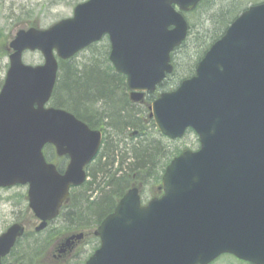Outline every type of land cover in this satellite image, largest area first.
Returning <instances> with one entry per match:
<instances>
[{
	"label": "water",
	"instance_id": "water-1",
	"mask_svg": "<svg viewBox=\"0 0 264 264\" xmlns=\"http://www.w3.org/2000/svg\"><path fill=\"white\" fill-rule=\"evenodd\" d=\"M201 0H90L49 28L21 29L9 43L0 90V187L28 185L29 208L42 230L58 216L72 186L102 144V131L73 113L47 106L59 59L111 34L110 59L139 102L172 73L171 52L186 39L182 12ZM174 5H178L177 11ZM116 8L84 18V10ZM40 51L44 63L23 61ZM150 117L176 139L192 128L200 148L184 149L166 167L160 196L142 203L129 189L96 230L101 244L86 264H210L229 253L264 264V3L241 13L196 68V74L151 105ZM70 161L62 173L44 147ZM14 223L0 235V264L25 233ZM80 236L78 237V239Z\"/></svg>",
	"mask_w": 264,
	"mask_h": 264
},
{
	"label": "trees",
	"instance_id": "trees-1",
	"mask_svg": "<svg viewBox=\"0 0 264 264\" xmlns=\"http://www.w3.org/2000/svg\"><path fill=\"white\" fill-rule=\"evenodd\" d=\"M209 1L201 2L194 12ZM232 11L229 8L226 13L222 12L221 17L215 16L219 29L214 33L206 50L224 34L232 20L238 16L235 14L231 17ZM71 61L61 60L59 63L52 105L68 109L92 128L104 127L106 133L101 152L88 166L89 179L72 190L70 201L59 217L61 228L76 230L98 226L114 211L126 191L135 185H142L144 189L150 188L151 194L157 193L165 167L174 155L166 146L163 140L165 138L159 133L153 120L146 119L147 107H140L130 101L124 76L100 69L93 62L79 66ZM196 65L197 63L192 68V74ZM175 73L176 70L173 75ZM170 79L162 88L169 89L177 84L173 82L171 85ZM154 98L151 95L147 101L151 102ZM150 128H153L151 135ZM136 130L139 134L130 138L129 135ZM48 150L47 157L50 160L55 159L49 147ZM28 235L30 232L21 241ZM95 241L98 245L99 239L96 236ZM43 246L38 243L30 246L18 258L19 263L36 264L41 256L38 252ZM17 250L14 251L15 256Z\"/></svg>",
	"mask_w": 264,
	"mask_h": 264
},
{
	"label": "rangeland",
	"instance_id": "rangeland-1",
	"mask_svg": "<svg viewBox=\"0 0 264 264\" xmlns=\"http://www.w3.org/2000/svg\"><path fill=\"white\" fill-rule=\"evenodd\" d=\"M76 2L77 0H0V89L9 68V54L11 53L9 43L16 32L32 26L47 28L57 21L71 16ZM261 2H264V0H210L198 11L188 13L187 17L192 29L185 44L174 55L176 73L171 77L170 84L172 85L173 82L177 83L179 78L183 79L192 74L193 66L199 61L207 46L212 42L211 39L214 33L219 29L217 27L219 26L218 21L217 23L215 22L216 17L218 18L222 15V12L226 13L229 8L233 9L232 17L235 14H240L243 9L250 5ZM235 7L236 9H234ZM238 10L240 11L237 13ZM99 57L100 55H97L94 51L83 52L78 53L71 62L79 66L88 65L90 62L98 60ZM23 59L25 63L33 65L42 64L44 61L43 55L39 51H26ZM152 133L153 128H150L149 135ZM163 140L166 146L173 151V155L177 154L178 150L186 147L191 149L198 148V137L192 131H188L183 138L175 141L166 138ZM27 191V185H17L0 190V234L13 222L18 220L26 221L30 235L21 241L22 243L17 248L16 257H21L30 246L38 243L44 245L38 252V255H41L39 259L42 262H46L45 264H55L53 257L60 255V252H57L54 248L50 249V241L59 233L62 225L60 224L61 220L57 219L46 231L35 233L34 224L36 220L28 207ZM150 192V188L143 190L142 196L145 202L150 199ZM94 231V226L89 229H79L77 233L83 232L85 238L72 251L71 256L69 253V263L67 261V264H84V261L95 251L98 245L95 241ZM46 242H48V245H45ZM212 264L250 263L239 261L231 255H222Z\"/></svg>",
	"mask_w": 264,
	"mask_h": 264
},
{
	"label": "flooded vegetation",
	"instance_id": "flooded-vegetation-1",
	"mask_svg": "<svg viewBox=\"0 0 264 264\" xmlns=\"http://www.w3.org/2000/svg\"><path fill=\"white\" fill-rule=\"evenodd\" d=\"M72 1H75V0H72ZM89 2H90V0H77L76 4L74 6V9H73V13H74V10H75V8L77 6H83V5H86ZM174 7H176V6L174 5ZM94 10H96L98 13H103V23H99V26H98V27H100L101 24L107 25V18L105 17V15L108 13V11H111V10L116 11V8L113 9L111 7H106V6H103V7L98 6V7H95V8H87L86 10L83 11L84 12L83 15H86L84 18H86V17L87 18H91L92 16H94L95 15ZM68 17H70V16H68ZM90 51H94V52L97 53V55H100L99 58H101V60H102V63L100 64V66H101L102 69H104V70H106L108 72H115V73L120 74V75H122V76L125 77L126 89L128 91V95L130 97V101L133 102L132 99H131V91L129 90V88L127 86V77L125 75L117 72L115 65L112 63V61L110 59V55H111V52H112L111 34L109 32H104L101 35V37H100L99 40H97L96 42L91 43L90 45H88L87 47H85L83 50H81L79 53L90 52ZM175 52H173L171 54V61H172V64L174 66H176L175 65V61H174V54H175ZM58 75H59V73H58ZM170 77H171V75L168 76L167 79L162 84H159L154 91H148V92H146L145 93V98H144V103H145L146 99H148V98L151 97V95H154L155 96V98L151 101V103L154 102L160 96V92L162 90H165L164 88H162V85L164 83H167V81L170 79ZM177 83H178V85L180 84V80L179 79H178V82ZM175 86L176 85H174L173 87H171L169 90H174L175 89ZM133 103L139 105L140 107H142V106L146 107L145 105H142L143 103H135V102H133ZM146 103H147V101H146ZM66 110H68V109H66ZM71 113H73V112H71ZM148 117H149V115H148ZM143 119H145V117ZM93 129L102 130L103 131L104 130V127H102V128H93ZM138 134H139V132H138V130H136L132 134H130L129 136L131 138L133 135L135 136V135H138ZM105 136H106V133L104 131L103 132L102 144L104 142ZM124 140H127V138L124 139ZM198 146H199V140H198ZM48 147L51 149L53 157H55V159H53L51 161L54 162L55 165L58 166L59 171H61L63 173L65 171V169H66L69 161H70V158L68 156H66V155L65 156H59L57 154V152H56L55 147L53 145H50V144H48V145L45 146V148H44L45 154H48V152H47V151H49L48 150ZM98 155H99V153H98ZM98 155H97V157H98ZM87 172H88V170H87ZM87 176H88V174H87ZM8 188H10V187H8ZM1 189L2 188H0V190ZM67 204H64L62 206V208L60 209L59 215L57 217H55L54 219L50 220L48 222V225L44 229H42V231L40 230L41 232L46 231L50 227L51 224H53L57 219H59L60 215L63 214L64 208L66 207ZM31 212H32L33 218L36 220V222L34 224L35 225L34 229H35L40 224L41 221L38 219V217L35 215V213L33 211H31ZM14 223H22V224L25 225L26 228L28 226V224L26 223V221H23V220H18L16 222H13L11 225H13ZM11 225H9L7 227V229ZM78 231H79V229L74 230L73 228H70V229L60 228L59 233H57L53 237L52 241H50V244H51L50 249L54 248L57 252H60V255H57V256L53 257L55 259L54 260L55 261V264H67V261L69 263V257L71 256L72 251H74L78 247V244L80 242H82V240L85 238V234L83 232L77 233ZM41 232H37V234L38 233H41ZM79 236H80V238L78 239ZM19 241L16 243L15 247L11 250L10 254H8L6 257H4L2 259V264H20L18 257H16L14 255V251L17 249L18 245L20 244ZM47 245H48V242H47ZM12 253H13V255H12ZM69 253H70V256H69ZM45 263L46 262H42V260H39L36 264H45Z\"/></svg>",
	"mask_w": 264,
	"mask_h": 264
},
{
	"label": "bare ground",
	"instance_id": "bare-ground-1",
	"mask_svg": "<svg viewBox=\"0 0 264 264\" xmlns=\"http://www.w3.org/2000/svg\"><path fill=\"white\" fill-rule=\"evenodd\" d=\"M101 63H102V60H101V58H99L98 60L93 61L92 64H93L94 66H97L98 68L102 69L101 66H100Z\"/></svg>",
	"mask_w": 264,
	"mask_h": 264
}]
</instances>
